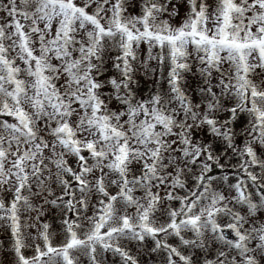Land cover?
Instances as JSON below:
<instances>
[{"label":"snow or ice","instance_id":"6c2138e0","mask_svg":"<svg viewBox=\"0 0 264 264\" xmlns=\"http://www.w3.org/2000/svg\"><path fill=\"white\" fill-rule=\"evenodd\" d=\"M0 264H264V0H0Z\"/></svg>","mask_w":264,"mask_h":264}]
</instances>
